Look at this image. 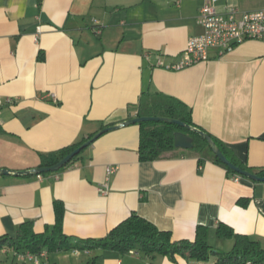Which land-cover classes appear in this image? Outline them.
I'll use <instances>...</instances> for the list:
<instances>
[{
  "label": "crops",
  "instance_id": "obj_1",
  "mask_svg": "<svg viewBox=\"0 0 264 264\" xmlns=\"http://www.w3.org/2000/svg\"><path fill=\"white\" fill-rule=\"evenodd\" d=\"M204 2L0 0V169L39 167L40 153L137 117L140 104L170 99L235 157L264 166V41L246 40L222 56L211 50L209 60L179 70L157 65L178 61L188 39L203 32L197 15ZM215 6L261 10L264 0ZM139 143V124L123 125L103 133L64 170L0 174V236H15L26 220L37 232L52 227L58 200L65 206L64 232L78 239L104 237L136 212L175 240H194L202 225L213 247L229 251L234 239L217 235L224 223L264 248V181L229 174L192 149L141 161ZM109 166H117L111 175ZM40 262L202 263L110 249L47 252ZM0 264L34 263L3 249Z\"/></svg>",
  "mask_w": 264,
  "mask_h": 264
},
{
  "label": "trees",
  "instance_id": "obj_2",
  "mask_svg": "<svg viewBox=\"0 0 264 264\" xmlns=\"http://www.w3.org/2000/svg\"><path fill=\"white\" fill-rule=\"evenodd\" d=\"M138 115L172 117L197 127L193 122L191 112L186 110L179 101L173 99L164 103L140 104ZM138 124L140 126L139 158L141 161L156 160L174 151L176 149L175 133L184 131L193 138L191 149L199 155L200 160L210 158L224 167L229 174L242 177L214 154L207 140L199 133L166 122L143 121ZM207 133L232 163L243 170L264 177V166L259 168L249 166L235 157L231 149L222 140L209 132ZM85 140L82 139L55 151L40 153L39 166H50L57 163ZM82 151L60 170H64L72 164ZM49 173L53 172L43 174ZM64 213L65 206L63 202L56 200V221L52 227L37 232L34 228V221L26 220L19 225L15 236L8 234L0 236V251L10 249L16 251V253L31 252L38 255L42 251L54 253L68 250L110 249L129 253L133 250L144 252L149 256L164 255L174 262L177 261L178 257H183L187 259L194 258L201 262L215 259V264H246L248 261L255 264H264V248L261 244L246 234L235 232L229 225L224 223H220L218 226L217 235L221 238L234 239V245L229 251L219 250L209 243V232L205 226L199 225L197 227L194 240H175L170 231L159 229L153 222L136 212L131 213L118 223L104 237L78 239L64 232Z\"/></svg>",
  "mask_w": 264,
  "mask_h": 264
},
{
  "label": "built area",
  "instance_id": "obj_3",
  "mask_svg": "<svg viewBox=\"0 0 264 264\" xmlns=\"http://www.w3.org/2000/svg\"><path fill=\"white\" fill-rule=\"evenodd\" d=\"M218 0H205L197 15V23L203 28L200 35L188 39L186 48L178 61L174 63H163L158 60L157 65L170 70H179L211 58L210 51L215 50L217 56L232 51L236 46L246 40L264 41V9L243 11L237 7H230L220 12L216 9ZM97 22V21H95ZM117 170V166H109L107 175ZM238 180L239 177H236ZM103 193L108 188L102 189ZM78 253V250H75ZM134 253V251H130ZM46 251L40 254L31 252L16 253L19 260L40 264V258L46 255ZM201 264H210L202 262ZM246 264H255L248 261Z\"/></svg>",
  "mask_w": 264,
  "mask_h": 264
},
{
  "label": "water",
  "instance_id": "obj_4",
  "mask_svg": "<svg viewBox=\"0 0 264 264\" xmlns=\"http://www.w3.org/2000/svg\"><path fill=\"white\" fill-rule=\"evenodd\" d=\"M143 121H158V122H166V123H171V124H177L180 125L182 127H186L189 130H193L197 133H199L200 135H202L208 142V144L210 145L212 151L214 152V154L225 164L227 165L230 169H232L233 171H235L236 173L248 177L252 180L255 181H264V177L263 176H259L256 173H252L246 170L241 169L240 167L236 166L234 163H232L227 156L221 151V149L219 148V146L216 144V142L213 140V138L204 130L187 124L179 119L176 118H172V117H166V116H137V117H133L131 119L125 120L121 123L118 124H114V125H110L107 127H104L102 129H100L99 131H97L94 135H92L90 138L86 139L83 143H81L77 148H75L74 150H72L69 154H67L64 158H62L60 161H58L57 163L50 165V166H39V167H35L29 170H25V171H16V172H12L10 170L7 169H0V174H13V175H17V176H22V175H29V174H43V173H48V172H56L59 171L62 167H64L65 165H67L70 160H72V158L76 155H78L83 149H85L87 146H89L90 144H92L97 138H99L103 133L110 131V130H114L120 126H125V125H129V124H135V123H140ZM175 147L177 148H184V149H191L193 147V138L188 135L186 132L184 131H177L175 133Z\"/></svg>",
  "mask_w": 264,
  "mask_h": 264
},
{
  "label": "rangeland",
  "instance_id": "obj_5",
  "mask_svg": "<svg viewBox=\"0 0 264 264\" xmlns=\"http://www.w3.org/2000/svg\"><path fill=\"white\" fill-rule=\"evenodd\" d=\"M219 250H221V249H219Z\"/></svg>",
  "mask_w": 264,
  "mask_h": 264
}]
</instances>
